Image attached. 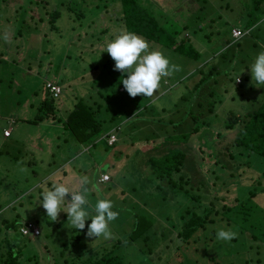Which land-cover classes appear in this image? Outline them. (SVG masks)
Masks as SVG:
<instances>
[{"label": "rangeland", "instance_id": "rangeland-1", "mask_svg": "<svg viewBox=\"0 0 264 264\" xmlns=\"http://www.w3.org/2000/svg\"><path fill=\"white\" fill-rule=\"evenodd\" d=\"M138 2L154 10L160 23L180 20V35L188 37L200 57L194 61L148 41L150 50L162 51L180 70L163 78L154 96L132 98L103 74V62L110 56L107 44L126 31L117 2L0 0V253L4 255L6 243L13 242L20 264H62L65 259L81 264L109 250L125 264H264V235L255 240L243 228L245 222H228L226 216L234 212H211L208 218L214 221L193 233L189 245L182 238L191 212L203 217L210 203L218 210L248 204V218L264 231V191L252 201L249 195L254 188H264V158L237 151L232 146L237 126L225 128L230 112L246 113L264 99V85L255 84L250 70L264 51V15L235 43L230 30L241 27V14L250 10L251 0ZM211 66L219 74H207L201 82L200 70L207 72ZM92 74L97 75L94 84ZM56 80L62 89L55 100L58 114L65 119L80 98L93 108L100 104L97 117L104 135L121 127L113 146L101 138L94 146H80L61 121L51 117L33 123L37 104L48 94L45 83ZM194 126L199 127L197 133L187 141L181 138ZM5 127L10 128L7 137ZM172 147L185 151L182 171L191 182L184 186L200 201L177 191L169 178H161L148 164L150 155ZM102 172L110 181H98ZM250 176L255 178L251 182ZM84 177L90 204L110 199L119 212L110 223L109 239L86 235L90 219L80 231L67 222L63 211L51 221L40 203L53 183L79 188ZM171 179L179 184L177 173ZM140 216L152 225L128 242ZM27 220L36 222L40 236H20L18 227ZM11 221L14 227L7 228L5 222ZM220 229L237 235L219 241ZM75 235L80 239L73 240Z\"/></svg>", "mask_w": 264, "mask_h": 264}, {"label": "trees", "instance_id": "trees-1", "mask_svg": "<svg viewBox=\"0 0 264 264\" xmlns=\"http://www.w3.org/2000/svg\"><path fill=\"white\" fill-rule=\"evenodd\" d=\"M112 1L117 2L119 5L117 9L120 14L119 18L122 21V24L126 31L134 32L144 37L147 41L153 42L163 49L170 50L173 53L180 54L194 61H197L199 59L200 53L196 50L192 43H190L188 37H183L180 35L181 29L177 25L180 20L177 21L174 19H169L164 23H160L158 19L152 14L154 10H148L147 8L142 6L138 2V0H111V2ZM251 1L252 7L250 8V10L248 9V11H246L244 17L241 14V27L245 31H247V28L257 24L261 20L262 15H264V0ZM180 14L181 16H183L184 13L180 12ZM259 26L257 27L258 29ZM240 40L235 41V43H239ZM223 57H225V54L223 55ZM102 66L106 70V72L103 74L108 77L110 81H114L115 84H118L124 91L125 89L123 87L122 80L123 78H126L127 73H121L120 71L115 70V61L110 56L105 59ZM102 66H99V68ZM200 73H203L201 77L202 82L203 80H205L207 74H210L211 76L213 74L217 75L219 74V71H216L215 66H211L209 67L207 72H204L201 69ZM92 75V83L94 84V82L97 80V75ZM198 85L199 84H197L195 87H197ZM44 87L46 89V83ZM181 97L183 98V96ZM55 100L57 99L49 97L48 94H46L45 97L41 99V101L37 104V112L33 119V123H36L37 120H39L40 122L44 121L48 117L54 118L57 121H61L63 128L70 131L71 135L73 136L74 139L72 137L71 139H73L76 144L80 146H94L96 140H99L100 138L104 139L106 145L108 146H113L116 143L114 142L113 144H108L106 139L107 133L104 135L102 131L101 120H99L97 117L101 109L100 104L93 108V106L87 103L83 98H80L76 101L73 108L67 114L66 118L63 119V117L58 114L59 112L56 109ZM243 114L230 112L227 120H225L226 129H234L235 126H237L238 128L235 133V137L233 138L232 146H234L237 151L241 153L248 152L250 154L252 153L264 158V99L259 102L258 106L255 109L247 111ZM120 130L121 127L118 131ZM198 131L199 127L194 126L188 132V136L182 135V137H180H186L187 141L189 135H191L192 133H197ZM186 158V153L182 148L172 147L168 148L166 152L160 155H150L147 162L150 166L153 167V172H156L158 176L163 179L166 177L169 178L172 185L178 187L177 191L181 190L190 198L200 201L198 196H195L194 194L189 195L188 188H185V186L189 185L191 182L190 177L186 176L182 171V169L186 167ZM173 173L178 174L179 184L171 179ZM253 178L254 176H250V178H248L247 180L251 182ZM198 185L199 187L203 186V184L201 183H198ZM263 191L264 188L257 191L256 188L252 189L249 192L250 201H252V198H254L258 193H263ZM207 207L208 211L204 213L203 217L197 215L196 212L192 211V218H188V220L185 221V225L188 228L182 234L183 244L187 243L189 245L190 243H188V240L190 237H192L193 233L197 232L199 228H203L206 222L214 221L212 218H208L211 212L219 215L221 214L223 209L226 212H234V214L226 216L228 217L226 218L228 222H233L232 219H236L237 221L241 220V223L245 222L243 228L249 230L252 233L253 239L261 240V238L263 237L264 231L262 232L260 226L254 224L252 218H248L251 216V208L248 204L240 202L232 206L223 205L220 210H218L213 203H210ZM5 223L7 228H13L15 225L13 221ZM248 223L253 225L250 226ZM151 225L152 223H150L145 216H140L138 218L136 217L135 226L131 232V237L128 238V242L134 241L137 237L141 236L150 228ZM255 227L258 228V232L256 233L254 232L256 230ZM13 238L12 240L16 241ZM73 238V240H79L80 236L75 235ZM119 242L120 241H118V243ZM1 246L2 242L0 240V249ZM113 252L114 250H109L103 254H100L99 257L95 259H92L91 256H88L86 260H84L81 264H125L121 256L116 255ZM80 255L82 256L83 253ZM61 256H63V253H61ZM181 256L182 255L179 254L178 258H181ZM75 259H80V257L77 256L75 257ZM0 264H20L18 260V250L13 245V242H11L10 244L6 243V251L4 255L0 253ZM62 264H75V262H67V260L65 259Z\"/></svg>", "mask_w": 264, "mask_h": 264}, {"label": "clouds", "instance_id": "clouds-1", "mask_svg": "<svg viewBox=\"0 0 264 264\" xmlns=\"http://www.w3.org/2000/svg\"><path fill=\"white\" fill-rule=\"evenodd\" d=\"M105 51L115 61V70L127 73L122 83L132 98L138 95L154 96L162 79L180 70L179 66L170 64L169 58L162 51L150 50L149 42L134 32H121L107 44ZM250 70L255 84L264 85V51L256 56ZM46 92L48 93L47 90ZM48 96L51 97L49 94ZM88 183L87 177L83 178L79 188L69 187L65 183H53L42 193L40 203L51 221H57L63 211L67 214V222L80 231L85 229L86 221L90 219L86 235L95 239L101 236L109 239L112 237L110 223L117 219L119 212L113 210L114 204L110 199H98L92 206L88 199ZM236 235L231 229H220L216 238L219 241H230Z\"/></svg>", "mask_w": 264, "mask_h": 264}, {"label": "built area", "instance_id": "built-area-1", "mask_svg": "<svg viewBox=\"0 0 264 264\" xmlns=\"http://www.w3.org/2000/svg\"><path fill=\"white\" fill-rule=\"evenodd\" d=\"M248 31H245L241 29L240 27L234 26L230 30V36L233 41H238L244 36L247 35ZM240 81V80H238ZM46 90L48 91V94L53 98V99H58L61 95L62 89L58 85L57 82L51 81L46 84ZM13 123V121L10 122V124ZM120 129V126L114 127V130L108 132L106 135V139L108 144H113L114 142L117 141V131ZM4 136H9L10 135V128L4 129L3 130ZM98 181L103 183V182H108L110 181V176L107 173H100V176L98 178ZM18 233L22 237L26 238H35L41 235V230L39 226L33 222V221H23L20 223L18 227Z\"/></svg>", "mask_w": 264, "mask_h": 264}, {"label": "crops", "instance_id": "crops-1", "mask_svg": "<svg viewBox=\"0 0 264 264\" xmlns=\"http://www.w3.org/2000/svg\"><path fill=\"white\" fill-rule=\"evenodd\" d=\"M6 128V127H5ZM103 173H105V172H103Z\"/></svg>", "mask_w": 264, "mask_h": 264}]
</instances>
